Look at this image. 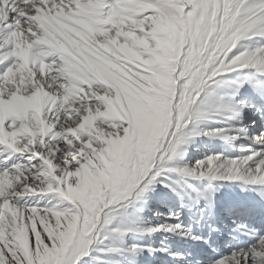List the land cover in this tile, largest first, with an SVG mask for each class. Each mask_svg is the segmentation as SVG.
<instances>
[{
  "label": "snow or ice",
  "instance_id": "1",
  "mask_svg": "<svg viewBox=\"0 0 264 264\" xmlns=\"http://www.w3.org/2000/svg\"><path fill=\"white\" fill-rule=\"evenodd\" d=\"M252 33L264 37V0H0V264H80L109 206L144 197L213 105L210 82L244 69L239 87L264 81V45L238 43ZM245 139L260 147L172 171L209 180L211 196L185 181L209 206L215 181L264 188V131ZM237 228L252 243L218 264H264V234Z\"/></svg>",
  "mask_w": 264,
  "mask_h": 264
},
{
  "label": "rangeland",
  "instance_id": "2",
  "mask_svg": "<svg viewBox=\"0 0 264 264\" xmlns=\"http://www.w3.org/2000/svg\"><path fill=\"white\" fill-rule=\"evenodd\" d=\"M238 43L255 48L264 45V37L252 33ZM246 71L224 73L208 84L207 91L212 93L213 105L201 109L204 115L188 126L184 140L172 160H157L153 169L159 173L157 182L144 197L130 206L126 202L109 206L106 211L111 217L110 222L105 226L102 220L96 239L90 246V254L80 264H112L114 261L120 264H218L221 258L252 243L251 238L239 232L237 225L244 224L249 232L264 234V195H261L264 188L235 180L215 181L218 190L209 206L185 183L187 181L211 196L209 180L191 179L172 171L185 166L195 167L216 156L221 158L218 163L242 158L260 147L254 140L245 139V136L255 137L264 131V81L251 85L245 83L239 87ZM237 91L238 94L233 96ZM220 104L246 106L237 113L226 111L219 107ZM252 113H255L253 118ZM241 128L246 131H241ZM216 129L222 131L213 132L212 135L198 134ZM162 181L181 191L183 199L166 188ZM86 187L93 195L96 194L97 184L89 182ZM47 201L45 197L41 203L46 204ZM178 213L180 219L176 220L174 217ZM202 213L204 219L201 221ZM122 220L123 226L132 230L120 236L114 228ZM177 223L182 228L176 232L161 229L146 233L140 230ZM188 233L198 239L191 238ZM134 244L140 245L141 250L134 253L126 251ZM110 247H119L123 251L120 254L106 251Z\"/></svg>",
  "mask_w": 264,
  "mask_h": 264
},
{
  "label": "bare ground",
  "instance_id": "3",
  "mask_svg": "<svg viewBox=\"0 0 264 264\" xmlns=\"http://www.w3.org/2000/svg\"><path fill=\"white\" fill-rule=\"evenodd\" d=\"M256 41H258V40L256 39ZM259 41H260V40H259ZM251 116H252V118L255 117V113H252ZM252 118H251V119H252Z\"/></svg>",
  "mask_w": 264,
  "mask_h": 264
}]
</instances>
